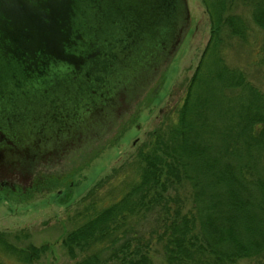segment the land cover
<instances>
[{"label":"trees","instance_id":"trees-1","mask_svg":"<svg viewBox=\"0 0 264 264\" xmlns=\"http://www.w3.org/2000/svg\"><path fill=\"white\" fill-rule=\"evenodd\" d=\"M202 3L210 40L175 120L137 149L133 179L119 197L108 204L94 198L75 216L62 240L79 257L74 264H264V94L224 58L232 38H250L251 22L262 32L264 55V0ZM241 3L251 22L237 12ZM20 240L0 232V259L31 264L47 252L46 244Z\"/></svg>","mask_w":264,"mask_h":264},{"label":"water","instance_id":"water-1","mask_svg":"<svg viewBox=\"0 0 264 264\" xmlns=\"http://www.w3.org/2000/svg\"><path fill=\"white\" fill-rule=\"evenodd\" d=\"M187 0H0V178L84 161L178 52Z\"/></svg>","mask_w":264,"mask_h":264},{"label":"rangeland","instance_id":"rangeland-1","mask_svg":"<svg viewBox=\"0 0 264 264\" xmlns=\"http://www.w3.org/2000/svg\"><path fill=\"white\" fill-rule=\"evenodd\" d=\"M187 6L190 26L171 63L130 117L97 146L89 159L84 161L80 156L71 155L51 170L40 172L49 175V180L33 186L31 183L37 177L34 176L24 192L21 188L16 192L0 190V232L19 235L22 246H47V252L31 264H74L79 257L74 259L68 255L62 240L76 225L77 215L94 198L108 204L113 197H119L133 179L132 156L137 149L153 131L175 120V110L182 104L184 91L210 40V18L202 0H187ZM249 10L241 3L237 12L251 22ZM249 25L250 38L247 41L232 38L224 45V58L227 65L246 73L247 79L264 94V55L260 51L263 36L252 22ZM108 176L112 177L108 184L81 202L93 185ZM0 260L5 264H18L8 256ZM154 260L160 262V255H155ZM239 264L260 263L243 260Z\"/></svg>","mask_w":264,"mask_h":264},{"label":"flooded vegetation","instance_id":"flooded-vegetation-1","mask_svg":"<svg viewBox=\"0 0 264 264\" xmlns=\"http://www.w3.org/2000/svg\"><path fill=\"white\" fill-rule=\"evenodd\" d=\"M37 177L35 178V181H32V183H31L33 186H35L38 183H43V180H46V181L49 180L48 179L49 175H47V174L43 175V173H40ZM19 185L20 184L13 183L11 181H7V180H3V179L1 180V178H0V190H2V191L6 190V189H8V190L11 189L13 192H16L21 188L22 192H24L26 190V187L23 188L24 187L23 185H20V186ZM71 185H72V182H70V186Z\"/></svg>","mask_w":264,"mask_h":264}]
</instances>
